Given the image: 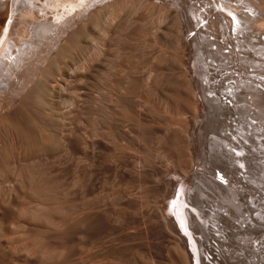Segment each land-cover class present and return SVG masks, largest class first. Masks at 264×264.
Returning a JSON list of instances; mask_svg holds the SVG:
<instances>
[{
  "label": "bare ground",
  "instance_id": "6f19581e",
  "mask_svg": "<svg viewBox=\"0 0 264 264\" xmlns=\"http://www.w3.org/2000/svg\"><path fill=\"white\" fill-rule=\"evenodd\" d=\"M156 1H158V2H156ZM162 2H165V3H162ZM21 4H23L22 7H20ZM126 4H128L127 6L135 4L134 7L139 6V8H141L140 6H143L145 8H148V12L151 10L152 13L154 12L158 15L160 14L159 17L162 16L163 20L165 19L167 22L168 21L170 22L171 27L168 26L169 28H167V23L165 25L166 26L165 28H166L167 32L169 31V33L166 32L167 34L165 35L164 34L165 31L162 32L163 28L161 27V25L164 24V23H162L159 27H157V30H155L152 33L153 37H151V38H152V41L154 44H156V43L161 44L163 41H167L169 43L175 42L176 45H178V47L176 46L178 49L182 48L184 50V55H183V59H182V63L184 65L183 70L181 68L182 63L180 64L181 61L178 63V65H180V67H178V65H177L176 68H178V71L180 68V70H182L183 74L186 76V80L184 79V82L186 81V83H185L186 85L183 86V87H185L183 89H185L186 92L181 87H178L179 85L181 86V84H179V83L182 81H179L177 83L178 84L177 89L179 90V88H181L183 90V92H181V93H183V94H184V92L186 93V95L185 94L184 95L187 96V97H185V98H187V102H188L187 105H190V107H192V109L196 113L199 114V119H198L197 125H195L193 127L192 132L189 134L188 139L186 138L187 139L186 142L188 144L187 147L190 151V152L187 151L188 153H190V155H189L190 159H188V162L190 161V163H189L190 165H188V164L186 165L185 161L187 159L182 161L181 163L178 160V162L182 165H183V163H185L186 166L184 168L186 169V171L190 169L189 170L190 172L187 171L188 172L187 173L185 171V173L187 175L183 174V173L182 174L186 175V176L175 177L173 180H168L169 181V188L166 186V191H167L166 193L169 197H171V199L175 197V204H173L170 207V204H168V202H169L168 198H167V201L165 199L164 206L162 208H161V206H159L160 210H158V211L156 210L155 217L153 216L155 218V220L153 221L155 228L157 227L158 229H160V231L163 235L161 237H164L166 240V241L164 240L166 243L163 241L166 244V246H165L166 256L169 258V260L171 261L172 264H264V224L259 225V224H261L260 223L261 220H263L264 213H263V209H262L263 207L261 206L262 204L260 205V199L255 198L251 194V192H249L250 194L249 193L247 194L249 196L245 197L246 203L241 202V205L234 206L235 203L230 205V203H231L230 202L229 205L226 207L225 206L221 207L219 205H217V207H216L213 205L214 200L206 201V200H208V197H209L208 195H207L208 197L205 198V200L203 198H201L202 195L207 194V192L211 193L210 196L214 195L213 197L217 198V197H219L218 196L219 194L220 195L222 194V196L226 195L225 194L226 190H229L232 193L233 197H235V196L240 197L241 195H244L245 187L247 188L248 185H250L249 186L250 190H257V192H259L261 190L258 186L264 187V162L263 161L261 162L262 158H258V157H256V155L252 154L251 148H249L248 146L245 145V143L252 144L255 142L256 143L255 146H258L260 149H264V141H261L259 139H256L255 141L252 140V138L256 136L255 132L261 131L264 129V0H183V1L181 0L180 3L176 2V0L175 1L174 0H0V172L3 171V169H5L7 167H10V169L12 171V173H10V174H12L10 176V178H4L3 179L0 176V190H2V192H6V194H9L11 199L13 198L11 203H10V205L13 207H16V202H15V195L16 194H18L20 192L24 193V191H25V194L29 192V190H28V188H29L28 187V179H29L28 173H30V175H31V172H28L29 168L25 169L26 172L23 171L25 173L22 172V168L28 166V162H29L28 161V158H29L28 148L29 147L24 152V155L21 154V156H20V152L22 153L23 151L20 150L21 147L18 144V140H19V138L20 139H23V138L21 135H19L18 129L17 130L15 129V128H18L19 125H21V127L23 129L25 128L24 129L25 134H26L25 136L27 138H25L26 140L25 139L24 140H25V142L28 141L27 140L28 139V133H29L28 132V125H29L28 124V122H29L28 118H30V115L28 114V111H29V109H28L29 105L28 104L32 103V102L29 103L28 100L31 101V100H33L32 98H34L35 96H38V95L39 96L44 95L46 98L52 97L54 91H56L55 90L56 88L61 89V86H59V84L56 83V82H59V80H56V82H53V81L55 80V77L56 78L60 77L62 75V73L64 72V70L68 71L67 73L69 76H72L74 74V71H75L76 75L78 74V73H76L75 67L73 68V71H72V69L70 70L68 67L67 68L70 71L67 70V68L64 69L65 66L62 67L64 62L69 60L67 58H69L68 55H70V54H67V53H69L68 51L71 49V47H74V45L83 41V43H88L89 45L94 46L95 49L97 46L98 48L95 51H94V49L92 50V52L94 51L93 54H95L97 50L99 52V49H100V52L103 53L101 50L104 51V49L106 47L110 48L112 41H114V40H112L113 39L112 35L114 34V38H115V36H117L115 33L120 31L121 28H119V27L122 26L121 25L122 23L118 24L121 26L113 25L114 21H112V18L113 17L116 18V15L119 14L116 12L117 11L120 12L121 10H119V9L121 7H123V8L126 7ZM117 8H118V10H117ZM123 8H121V9H123ZM145 8H142V9L146 10ZM136 9H138V8L136 7ZM138 10H140V9H138ZM113 12H115L116 15L112 14ZM73 14H75L76 17H73L72 16ZM115 18H114V20H115ZM133 20L135 21V19H133ZM98 21L99 22L102 21L104 23L103 25L107 29L106 31H105L104 27L103 28L100 27V25L102 26V24H100L102 22H100L99 23L100 25H98ZM134 21H132L133 26L130 25V27H132L131 30L134 29L135 28L134 26L137 25L136 21L135 22ZM166 21H164V22H166ZM117 23L115 22V24H117ZM202 24H203V26L201 27ZM112 26L114 28H112ZM98 27H100L102 29V30L99 29V32L96 29ZM118 28L120 30H116ZM95 30H97V32L99 33V34H97V37H96ZM129 31H130V29H129ZM133 32L134 31H132V34H133ZM190 32H192V33L189 34ZM192 34H194V36H192ZM98 39H100V40H98ZM183 40L185 43L181 44V41H183ZM97 41L99 43H97ZM175 43H174V45H175ZM106 50H107V48H106ZM98 52L94 55V58H93V55L91 53L87 52L88 53L87 56L89 57V59L90 58H93V59H90L91 65L88 64L89 68L88 67L87 68L89 71L87 72V70L85 69L86 71L82 70L83 73L87 72L88 75L90 72L93 75L101 73L100 71L103 69L104 63L109 59H107L108 56H106L103 60H101L100 57H102L103 55L100 52L99 53ZM108 53L109 52H107V54ZM103 54H105V53H103ZM95 56H97V57H95ZM88 57H86V58H88ZM174 58H176V57H174ZM83 61H84V59H83ZM69 62L67 61V63H69ZM84 62H86V61H84ZM78 64L79 63H77V65ZM67 65H69V64H67ZM74 65H75V63H74ZM185 65H187V68L185 67ZM84 66H86L85 63H84ZM83 69H84V67H83ZM125 69H123V70H125ZM79 70L80 71H78V72L80 74L81 73V67ZM140 73H142V72H140ZM179 74H180L179 78H180V76L182 77V75H181L182 72ZM64 75H66V74H64ZM76 75H75V77H77ZM134 75L135 76H132V78H135V79H137L138 77L140 78V76H141V75L139 76L136 73H134ZM154 75H155L154 70H152V72H150V74L146 78V88L147 89L151 88V90H152V87L149 85L151 84L152 81H154ZM52 78L54 80H52ZM141 78H143V77H141ZM179 78L177 76V79H179ZM57 79H60V78H57ZM107 79H109V78H107ZM181 79H183V78H181ZM62 81L63 80L61 78L60 83H62ZM138 81H140V80L138 79ZM63 82H65V80ZM143 82H144V80L142 79V84H143ZM51 83L52 84L56 83V85H58L59 87L58 86L54 87ZM156 83H155V85H156ZM65 84H67V81ZM142 84H141V86L143 87ZM68 85H70V84L68 83L67 86ZM142 87H141V90L142 89L144 90L145 87L144 88H142ZM215 88H217V91H215L216 90ZM160 89H163V88H158V90H160ZM62 90H63V88H62ZM62 90L60 91V92H62L61 94H63V92H64ZM107 90H108V88H107ZM147 91H149V90H146V93H147ZM163 91H164V89H163ZM163 91L161 90V92H163ZM181 93H180V95H181ZM106 94H108V92ZM143 94H144V92H143ZM158 94H159V92H158ZM54 95L57 96V92ZM103 95H105V94H103ZM180 95L178 94V98L181 97ZM106 97H107L106 101L109 100L108 96H106ZM121 97H122V94H121ZM158 97L156 99H158ZM223 98H224V100H223ZM102 100H104V99H102ZM179 100L182 101L181 99H179ZM47 101L49 102V99ZM56 101H54V102H56ZM33 102H36V101L33 100ZM48 102H46V103H48ZM95 102H97V101H95ZM95 102H94V104H96ZM152 102H153V100H152ZM59 103L57 101V104H59ZM100 103H97V104H100ZM48 104L50 105V102ZM48 104H46V105H48ZM104 104H106V103L104 102ZM182 104L184 105V103H182ZM97 107L99 109V106H97ZM105 107L106 106H103L104 109L102 107H101V109H103V111H104ZM110 107H109V109H112ZM185 107L188 108L187 106H185ZM51 108H53V106ZM180 108H182V111H183V109H185V108H183V106ZM106 109H107V107H106ZM109 109H107L106 111L108 112ZM130 109L132 111L133 110L138 111L137 106H136V108L132 106ZM50 110L53 113V109H50ZM189 111H190V109H189ZM45 112H47V109ZM45 112H40V113H42V114L44 113V116H45V114H46ZM183 112H186V110H184ZM193 112H191V113H193ZM22 113H24L25 115L24 114L23 115L27 117V118H25L24 121H22L23 119H21V118H24V116L22 117ZM40 113L37 111V114H40ZM48 113H51V112H48ZM56 113H57V111H56ZM30 114H32V112ZM64 114L65 113H63V115ZM61 115H62V113H61ZM194 115H195V113H194ZM37 116L38 115L35 116L36 119H38ZM39 116H42V115L40 114ZM44 116H43V119H45L44 122H46V118ZM47 116H49V114ZM196 116H197V114H196ZM31 120H33V119H31ZM48 125H50V124H48ZM55 125H57V124H55ZM62 125H63V123H62ZM218 125H219V128L221 129V131H219V132H221L222 134L221 133L216 134L218 137L217 139H219V140L215 139V142L213 141L215 143V147H213V148L208 147L209 149L205 153L204 151H202L203 149L201 150V148L204 146L203 144H205L207 142V141L204 142V140H207L204 136V133H207V132L209 133V126H211V129H213L214 127L218 128V127H216ZM185 126H187V125H185ZM21 127H19V128L22 130ZM49 127H47V128H49ZM207 128H208V130H207ZM29 129H31V128H29ZM184 129H185L184 131L182 129V132H184V133H185V131L187 132L186 127ZM215 130L213 129V131H215ZM64 131H62V133ZM125 131H127V130H125ZM31 132H32V130H31ZM59 132L60 131H58L56 133H59ZM210 132H211V130H210ZM227 132H229L228 136L226 135ZM22 133L23 132H21V134ZM62 133L61 132L59 133V140L61 141L62 144L58 143V142L57 143H58V146L63 145V147H64L65 142H66V145L68 143L67 136H68V134L70 136L71 132H69V133L67 132L68 133V134H66L67 136L65 135V133H63V134ZM91 134H89L90 135L89 136L90 137V139H89L90 145L98 143V142H94L96 138H93L91 136ZM212 134H213V132H212ZM57 135L58 134L55 135L56 139L58 137ZM94 135H96V134L94 133ZM207 135L208 134H206V136ZM5 136L8 137V139L10 140V143H8L9 141H7V144L4 142ZM203 136L205 139H202ZM94 137H96V136H94ZM213 137H215V136H213ZM69 138L71 139L73 137H69ZM207 138H208V136H207ZM52 140H54V139H52ZM86 140H88V139H86ZM217 141H218V143H217ZM220 141H221V143H220ZM184 142L185 141H183V143ZM213 142H212V144H214ZM45 143L47 144V141ZM48 143H49V141H48ZM4 144L7 145L8 148L10 147V150L9 149L8 150L10 151L11 155L8 153L9 152L8 150H7L8 152L5 150V148H7V146H5ZM28 144L29 143H27V145ZM207 144H208V142L205 145H207ZM212 144H210L209 146H211ZM231 144L233 145L232 147H233L234 151H228L226 149V147H229ZM50 145H51V142H50V144H47V146L43 147V148H45V150L47 147H48V149L51 148L50 151L56 149L57 145L54 144L55 145V148L53 147L54 149L52 148L53 145H51V146ZM106 145H108V144H106ZM24 146H25V144H24ZM63 149H65V148H63ZM204 149H205V147H204ZM179 150H182V149H179ZM54 151H57V149ZM54 151H52V152L54 153ZM192 152H195V155ZM7 153L9 154L10 159H8L9 157L7 158V156H6ZM250 154H252L251 157H249ZM203 155H204L205 159L208 157L211 158V156H213L214 161L215 160L220 161V162L224 161V164H226V165L229 164L228 168L231 170L230 173L235 174L236 177L232 176L230 179H228V177H227L228 174H223L222 171L219 170V168H216L218 171L215 169V171H213L211 173L212 179L208 178L207 176L202 177V175H205L204 174L205 171H203V172H202V170L200 171V169H202V168H199V167H202L203 165L201 166L199 161L202 160L201 158ZM189 156H187V157H189ZM195 156L197 157V160L195 159L196 161H194ZM210 160H212V159H210ZM210 160H206V161L209 162L211 165H213L214 161L212 162ZM176 163H177V161H176ZM201 163H203V162H201ZM204 163H205V161H204ZM209 163H207V164H209ZM150 166H152V165H150ZM40 167H42V166H40ZM176 168H180V166H178ZM182 169H183V167L181 166L180 170H182ZM165 170H167V169H165ZM183 171H184V169H183ZM53 172H55V171H53ZM160 172H161V174L164 173L161 170H160ZM216 172L219 173L218 175L220 176V177H218V179H217L218 175ZM47 173L52 174V172H50V173L47 172ZM207 174L210 176L209 173H207ZM237 174H239L238 177H237ZM166 176L167 175H165V177ZM38 177H40V176H38ZM137 177H138V175H137ZM43 178H44V182L43 181L42 182L45 183L46 182L45 177H43ZM43 178L41 176L39 178V180L40 179L43 180ZM77 178L79 179V177H77ZM78 179L74 178V181H75L74 187H76L78 185V182H79V181H77ZM39 180H36V182ZM158 181L160 182V180H158ZM159 182H156V183H159ZM161 182H163V181H161ZM43 183H42V185H43ZM60 183H61V181H60ZM237 184H239V187H237ZM42 185H40V186H42ZM44 185H47V183ZM166 185H167V182H166ZM234 186H236V187H234ZM44 187H46V186H44ZM34 189H35V187H34ZM205 190H206V192H205ZM30 191H32V188ZM55 191H54V193H55ZM91 193H92V185H91L90 180H89V182L84 181L79 186V188H76V190H72V193H71L72 195H76L79 199H81L80 205H79V202H78V204L76 203L79 207H78L76 216L74 215V218H76V221H77V222L76 221L75 222H76V224H78V230L79 231H77V233L79 232V235H80V236L78 235L80 237L79 238L80 239L79 240L80 245L77 246L78 245V243H77V245L75 244V246L79 247L82 250V253L84 254V255L82 254V258H80L81 259L80 264L90 263L89 261L94 257V255H97L99 257L101 256L100 258L103 259L102 256L104 254H106V256L109 254V253H107L108 247H106V246L101 247L100 249L96 250L95 252H94V249H92V248H94V244L92 241V239H93V227H94L93 223H94V219H95L96 215H98V213L96 212V210L93 209L91 204L88 203L89 201L88 202L85 201L86 197L89 196ZM36 194H35V196H36ZM200 194H201V196H200ZM23 196H25V195H23ZM37 196H39V195L37 194ZM57 197H60V196H57ZM126 197H130V196L126 195ZM226 197H229L228 194ZM53 198H55L54 195H53ZM144 198H145V196H144ZM211 198L209 197V199H211ZM91 199H93V197L90 198V200ZM128 199L130 200V198H128ZM132 199H134V198H132ZM218 199H221V196ZM222 200L227 201V199H224V198ZM222 200H220V203ZM205 201L207 203L212 202L213 204L210 203L211 205L207 206ZM234 201L235 200H233V202ZM9 202L10 201H8V203ZM262 202H263V200H262ZM55 204H54V206H55ZM227 204H228V202H227ZM18 205H20V203ZM22 205H24V204H22ZM135 206H136V204H135ZM240 206L241 207L243 206L244 209L241 210L242 208L240 209ZM137 207H139V206H137ZM149 207H151V206H149ZM159 207H157V208H159ZM23 208H25V207H23ZM74 208H77V207H74ZM221 208H224V211H226V213H228L227 215L229 217H227V215L223 216L225 213L220 214ZM40 209H43V208H40ZM49 209H48V211H49ZM9 211H10V209L9 210L6 209L5 206H3V203L0 201V232H1L0 234L1 235H3V234L8 235V233H9L8 225L12 222L10 217H9V214H10ZM100 213H101V211H100ZM152 213L154 214L153 211H152ZM68 214H72V213L70 212ZM53 215H55V214H53V212H52L51 216H53ZM140 215L142 216L143 214H140ZM57 216H58V214H57ZM57 216H56V218H57ZM149 216L151 217L150 214H149ZM228 218H231L234 223L229 225ZM52 220H53V218H52ZM74 220L75 219H73V221ZM140 222H142V221H140ZM52 223H53V221H52ZM68 223H69V220H68ZM262 223H264V220ZM49 224H51V222ZM150 224H151V222H150ZM47 226L45 225L46 228H47ZM73 226H74V230H76L77 228L75 229L74 224H73ZM148 226H149V223L147 224V227ZM154 226L151 225V229H152V227L154 228ZM16 227H18V225ZM50 227H52V226H50ZM24 228H26V227H24ZM54 228L52 227V230ZM160 231H159V234H160ZM17 232H19V231H17ZM16 233L13 232V236ZM74 233H76V232H74ZM153 233H155V232H153ZM54 234H56V233H54ZM133 234H135V232ZM159 234L157 233V235H159ZM1 235H0V237H1ZM11 235H12V233H11ZM15 236H14V238H16ZM24 237H25V235H24ZM131 237H133V236H131ZM137 237H138V233H137ZM137 237H135V238H137ZM9 238H10V236H9ZM135 238L133 237V239H135ZM164 238H162V239H164ZM60 239H62V238H60ZM230 239H233L235 241L234 244H236L237 247L230 246V244H229ZM2 240L0 239V241H2ZM11 240H12V238H11ZM17 240H19V238H17ZM27 240H26V242H27ZM20 241H23V240L20 239ZM30 243H31V241H30ZM165 244H163V246ZM0 245H1V242H0ZM7 245L9 246V243ZM11 245H13V244H11ZM15 245H16V243H15ZM28 246L30 247V245H28ZM28 246H26V247H28ZM161 247H162V245H161ZM6 248L8 250L7 246H6ZM230 248H232V249H230ZM13 249H15V247H13ZM27 249L28 248H26V251H27ZM77 249H75V250H77ZM30 250H33V248L31 247ZM15 252H16V250H15ZM28 252H27V254H28ZM38 252H39V250H38ZM176 252L178 254H180V257L178 256V254ZM3 253L5 254V255L4 254L3 255L6 256L5 263H3V264H13L12 263L13 262V260H12L13 255L12 254L14 252L12 253V250H11L12 254L5 253V252H3ZM59 253H61V252H59ZM205 253L210 255L211 257L209 256V258H208L207 257L208 255L206 256ZM238 253H242V254H238ZM33 255H31V256L33 257ZM80 255L77 256L78 257L77 261H79V262H80V260H78V259H79ZM19 256H21V254ZM97 256H96V258H97ZM25 257H26V255H25ZM32 257H30V258H32ZM109 257H110V255H109ZM154 257H155V255H154ZM163 257H161V258L158 257V258L162 259ZM96 258H94V259L96 260ZM158 258H156V259H158ZM104 259H105V257H104ZM207 261H208V263H207ZM2 262H3V260H2ZM15 262H16V260H15ZM156 262H157V260H156ZM160 262H158V263H160ZM19 263L21 264V262H19ZM98 263L101 264L102 261H101V263L100 262H98Z\"/></svg>",
  "mask_w": 264,
  "mask_h": 264
},
{
  "label": "rangeland",
  "instance_id": "374dc122",
  "mask_svg": "<svg viewBox=\"0 0 264 264\" xmlns=\"http://www.w3.org/2000/svg\"><path fill=\"white\" fill-rule=\"evenodd\" d=\"M156 2H158V1H156ZM176 2L180 3L181 0H176ZM162 3H165V2H162ZM22 5L23 4H21L20 7H22ZM127 5L128 4H126V7H124V8L121 7L123 9L120 8L119 9V10H121L120 12L117 11L118 10V8H117L116 13H119V14L116 15L115 12L112 13V14L116 15V18L112 16L113 17L112 21H114L113 25H116V26L122 25V26L119 27V28H121V30L119 28L116 29V30H120V31H118L119 33L117 32L118 34L115 33L117 35V36H115V38H114V34L112 35V38H113L112 40H114L115 42L112 41L110 48L106 47L108 51L106 50V48L104 49V51L101 50L103 53H105V54H103L100 52V49H99V52L104 56L103 57L101 55L102 57H100V59L103 60L106 56H108L107 59H109V60L106 59L107 61L104 63L103 69L105 67L106 68L104 70L102 69L100 71L101 73H98L99 75L98 74L93 75L91 72L89 73V75L87 74V72L89 71L88 66L91 65L90 59L94 58V55L98 52V50L96 51L95 54H93V52L98 47L96 46V49H95L94 46L89 45L88 43H83V41H82V42L74 45V47H71V49L68 51L69 53H67V54H70V55H68L69 58H67L69 60L66 59L68 62L69 61L70 62L67 63V61H65L63 66H62V67L65 66L64 69L68 67L70 70L72 69V71H73V68L75 67L76 73H78V74L76 75L75 71H74V74L77 77H75L74 74H73L74 76L72 75L73 77L69 76L67 73L68 71L64 70L65 73L64 72L63 73L66 75H64L62 73V75L60 77H57L60 79H57L55 77V80H54L52 78V80H54L53 82H56V80H59V82H56V83L59 84V86H61V89H59V88L55 89L56 91H54L52 97L46 98L44 95H41V96L38 95V96L34 97L35 99L32 98L36 102H33V100H31V101L28 100L29 103L32 102L31 104H28L29 105L28 114L30 115V118H28L29 119L28 120L29 121L28 122V124H29L28 125V132L29 133H28V139H27L28 141L25 142V140H26L25 138H27L25 136L26 135L25 130H24L25 128L23 129L21 127V125H19V127H21L23 131L19 127L15 128V129L16 130L18 129L19 135H21L23 138V139L19 138V140L21 142L18 140V144L21 147L20 150L23 151L22 153L20 152V156H21V154L24 155V152L29 147L28 148V150H29L28 166L23 167L22 172L25 171L26 168H29L28 172H31V175H30V173H28V175H29L28 176V178H29L28 179V187L30 188V189L28 188V190L30 193L28 192L25 194V191H24V193L20 192V193L16 194L15 195L16 207H13L10 205L13 198L11 199L9 194H6V192H2V190H0V201L3 203V206H5L6 209H8V210L10 209L9 217L12 221V222L10 221L11 223L8 225V227H9L8 235L7 234L6 235L0 234L1 235L0 239L2 240L4 238L2 241H0L1 242V245H0V264L5 263V260H6L5 259L6 256H4L5 254L3 252L10 253V254H12L14 252L12 254L13 255V259H12L13 264L14 263L20 264L19 262H21V264H26V263L27 264H80L81 263L80 258H82L83 253H82V250L79 247H77L80 245L79 244V240H80L79 236L80 235H79V232L77 233V231H79V230H78V224H76L77 221H76V218H74V215L76 216V214H77V210L79 207L77 204L79 202V205H80L81 199H79L76 195H72L71 193H72V190H76V188H79V186L84 181L89 182V180H90L91 185H92V193L86 197L85 201H87V202L89 201L88 203H90L91 206L93 207V209L96 210V212L98 213V215H96V217L94 219V223H93L94 227H93V239H92V241L94 244V248H92V249H94V252H95L96 250L100 249L101 247L106 246V247H108L107 253H109V254L107 255L108 257L106 256V254H104L102 256L103 259L100 258L101 256L99 257L97 255H94V257L89 261L90 263H88V264H92V263L93 264H99L98 262L101 263V261H102L101 264H104V263L105 264H172L171 261L169 260V258L166 256V252H165L166 251V248H165V246H166L165 241L166 240L164 237H161L163 235H162L160 229H158L157 227L155 228L153 221L155 220L154 217H155L156 210L157 211L160 210L159 206H161V208L164 206L165 199L167 201V198H168V200H169L168 204H170V207L173 204H175V197L172 198L173 199L172 200L171 197H169L167 195L166 186L169 188V181L168 180H173L175 177H184L187 175L185 173L186 169L184 167L187 164L190 165L189 164L190 161L188 162V159H190V156H189L190 153H188V152H190V151L187 147L188 144H187L186 140L188 139L189 134L192 132L193 127L195 125H197V122L199 119V114L196 113L192 109V107H190V105H187L188 104L187 98H185V97H187V96H185L186 90L183 89V88H185L183 86L186 85L185 84L186 81L184 82V79L186 80V76L183 74V71H182L183 66H184L182 63L184 50L182 48L178 49L177 48L178 45H176L175 42H174L175 45L173 42H171L174 46L167 41H163L161 43L162 45L160 43L154 44L152 41V38H151V37H153L152 33L155 30H157V27H159L162 23H164L161 25V27L163 28L162 32L165 31V33H164L165 35L167 33H169V31L167 32L165 25L167 23V28L171 27L170 22L169 21L167 22L165 19L163 20L162 16L159 17L160 14L158 15L154 12H153L154 13L153 14L151 12V10L148 12V8H145L143 6H140L141 8H139V6H136L138 9H140V10H138V9H136V7H134L135 4H132L129 6H127ZM142 8H145L146 10H143ZM72 16L76 17L75 14H73ZM114 18H115V20H114ZM133 19H135L137 25L134 26L135 28L131 30L132 27H130V25L133 26V24H132V21H134ZM164 21H166V22H164ZM100 22H102V21H100ZM100 22L98 21V25L102 24V26L100 25V27L103 28L104 23L103 22L100 23ZM115 22L116 23L118 22V23L115 24ZM119 23H122V24L118 25ZM202 26H203V24L201 25V27ZM100 27L96 28L98 30V32H99V29L102 30ZM112 28H114V27L112 26ZM104 29H105V31L107 30L105 27H104ZM129 29H130V31H129ZM97 30H95L96 37H97V34H99L97 32ZM132 31H134L133 34H132ZM191 33L192 32H190L189 34H191ZM192 36H194V34H192ZM98 40H100V39H98ZM97 43H99V42L97 41ZM184 43H185L184 40L181 41V44H184ZM93 49H94V51L92 52ZM87 52L91 53L93 55V58L89 59V57L87 56V54H88ZM107 52H109V53L107 54ZM97 56H95V57H97ZM86 57H88V58H86ZM174 57H176V58H174ZM83 59L86 62H84ZM73 62L75 63V65ZM179 62H180V64L182 63L181 64L182 70H180V68H179V71H178V68H176V67H177ZM77 63H79V64L77 65ZM84 63L86 66H84ZM67 64H69V65H67ZM79 66L81 67V73L80 74L78 72V71H80ZM83 67H84V69H83ZM178 67H180V65H178ZM185 67L187 68V65H185ZM68 68H67V70H69ZM85 69L87 70V72L83 73L82 70L86 71ZM123 69H125V70H123ZM152 70H154L155 75H154V81H152L151 84L149 83L150 84L149 86L152 87V90H151V88H149V89L146 88V78L148 77L150 72H152ZM140 72H142V73H140ZM181 72H182V74H181L182 77L180 76V78H179V75H180L179 73H181ZM134 73L138 74L139 76L141 75L140 78L139 77L137 79L132 78V76H135ZM177 76L180 80L177 79ZM141 77H143V78H141ZM61 78L63 81L65 80V82L62 81V83H60ZM107 78H109V79H107ZM181 78H183V79H181ZM138 79L140 81H138ZM142 79L144 80L143 84H142ZM66 81H67V84L69 83L70 85L67 86V84H65ZM179 81H182L179 83V84H181V86L180 85L178 86V84H177ZM56 83H54L52 85L54 87L55 86L57 87L58 85H56ZM155 83L157 86L155 85ZM141 84L143 85V87L141 86ZM177 86L181 87L183 90H185V92H184L185 95L183 93H181V92H183V90L181 88H179V90L177 89L178 88ZM141 87L142 88L145 87L144 90L143 89L141 90ZM62 88H63V90H62ZM107 88H108V90H107ZM158 88H163L164 91H163V89L158 90ZM215 89H216L215 91H217V88H215ZM61 90L64 91L63 94H61L62 93V92H60ZM146 90H149V91H147V93H146ZM161 90L163 92H161ZM142 91L144 92V94ZM56 92H57V96L54 95ZM107 92H108V94H106ZM158 92H159V94H158ZM177 93L179 95L181 93L180 96L183 99L180 96H179L180 98H178ZM103 94H105V95H103ZM121 94H122V97H121ZM106 96H108V99H109V100H107L108 102L106 101V98H107ZM157 97H158V99H156ZM101 98L104 100H102ZM48 99H49L50 105L48 104L49 103L47 101ZM179 99H181L182 101H180ZM56 100L58 101V103L59 102L60 103L57 104ZM152 100H153V102H152ZM223 100H224V98H223ZM54 101H56V102H54ZM95 101H97V102H95ZM46 102H48V103H46ZM94 102L96 104H94ZM104 102L106 104H104ZM45 103L48 105H46ZM97 103H100V104H97ZM182 103H184V105ZM102 105L106 106L107 109H109V107L111 106L110 108H112V109H109L107 112L106 111L107 109L105 107V110L103 111L104 108ZM135 105L137 106L138 111H134V110L132 111L130 109L132 106L136 108ZM52 106H53V108H51ZM97 106H99V109ZM182 106H183V108H185V109H183V111L186 110V112L182 111V108H180ZM185 106H187L188 108H186ZM101 107L103 109H101ZM45 108L47 109V112H45L46 111ZM50 109H53V113ZM189 109H190V111H189ZM36 110L39 113L45 112L46 113L45 116H44V113L43 114L40 113L42 116H39L40 114H37ZM56 111H57V113H56ZM31 112H32V114H30ZM48 112H51V113H48ZM191 112H193V113H191ZM61 113H62V115H61ZM63 113H65V114L63 115ZM194 113H195V115H194ZM23 114L24 113H22V117L25 115V114L24 115ZM48 114H49V116H47ZM196 114H197V116H196ZM36 115H38L37 116L38 119L35 118ZM43 116L46 118V122H44L45 119H43ZM25 118H27V117L24 116V118H21V119H23L22 121H24ZM31 119H33V120H31ZM62 123H63V125H62ZM48 124H50V125H48ZM55 124H57V125H55ZM185 125H187V126H185ZM47 127H49V128H47ZM185 127L187 129V132L185 131V133H184V132H182V129L184 131ZM216 127H218V128L212 127L214 130L216 129L215 131H213V129H211V126H209V133L208 132L204 133V136L207 139V140H204V142L207 141L208 146L205 145L207 143L206 142L205 144H203L204 146L201 148V150L203 149L202 151H204L205 153L208 151V149H209L208 147H212V148L215 147V143H214L215 139L219 140V139H217L218 137L216 134L217 133L220 134L221 132H219V131H221V129L219 128V125ZM29 128H31V129H29ZM31 130H32V132H31ZM125 130H127V131H125ZM207 130H208V128H207ZM210 130H211V132H210ZM55 131L56 132L60 131L61 133H62V131H64L63 133H65V135L68 134L69 132H71L70 136H69V134H68V136L66 135L68 138L67 145H66V142L64 144L66 147L65 146L63 147V145H60L61 147L58 146V143H61V141L59 140V133L60 132L56 133ZM21 132H23V133L21 134ZM212 132L214 135L212 134ZM94 133L96 135H94ZM56 134H58L57 135L58 140L55 137ZM89 134H91V136L93 138H96L94 142H98V143L90 145V143H89V141H90L89 136L90 135ZM206 134H208L207 135L208 138H207ZM255 134H256V136L252 138L253 141H255L256 139L264 141V129L261 131L255 132ZM226 135L228 136L229 132H227ZM94 136H96V137H94ZM204 136L202 137V139H205ZM213 136H215L216 138ZM69 137H73V138L70 139ZM4 139L3 140L6 144H7V141H9L8 143H10V140L8 139V137L5 136ZM52 139H54V140H52ZM86 139H88V140H86ZM44 141L45 142L47 141V144H50V142H51V145H53L52 148L53 147L55 148V145H57L56 146L57 151H54V150H56L54 148H53L54 150L50 151L51 148L48 149V147L45 150V148H43V147H46L47 144ZM48 141H49V143H48ZM183 141H185V142L183 143ZM212 142L214 144H212ZM27 143H29L28 144L29 146L27 145ZM217 143H218V141H217ZM220 143H221V141H220ZM24 144H25V146H24ZM106 144H108V145H106ZM210 144H212L213 146L212 145L209 146ZM245 145L248 146L249 148H251L252 154L256 155V157H258V158H262L261 162L262 161L264 162V149H260L258 146H255L256 145L255 142L252 144L245 143ZM5 146H7V145H5ZM232 146L233 145L231 144L229 147H226V149L228 151H234ZM204 147H205V149H204ZM63 148H65V149H63ZM8 149L10 150V147L8 148V146H7V148H5V150L7 151ZM179 149H182V150H179ZM52 151H54V153ZM8 153L10 154V151ZM8 153L6 156H7V158L9 157L8 159H10V156ZM192 153L195 155V152H192ZM252 154H250L249 157H251ZM187 156H189V157H187ZM213 156H211V158L208 157L209 159L208 158L205 159V157L203 155L201 158L202 160L199 161L200 165L201 166L203 165L202 167H199V168H202V169H200V171L201 170H202V172L205 171L204 172L205 175H202V177L207 176L208 178H211L212 177L211 173L213 171H215L216 168H219V170H221L223 174H228L227 175L228 179H230L232 176L236 177L235 174L230 173L231 170L228 168L229 164H227V165L224 164V161H222V162L217 161V160L214 161ZM195 159L197 160L196 156L194 157V161H196ZM210 159H212V160H210ZM178 160L180 163L182 161L186 160L185 161L186 165H185V163H183V165L180 164L178 162ZM206 160H210L212 162L214 161L213 162L214 164L212 163L213 165H211ZM176 161H177V163H176ZM204 161H205V163H204ZM201 162H203V163H201ZM206 162L209 164H207ZM150 165H152V166H150ZM40 166H42V167H40ZM178 166H180V168H176ZM181 166L183 167L184 171H183V169L180 170ZM164 168L167 170H165ZM160 170L164 173L161 174ZM189 170H187V171H189ZM10 171H11L10 167L3 169V171L0 172L1 178H3V179L4 178H10V176L12 175V174H10V173H12V171L11 172ZM53 171H55V172H53ZM25 172H23V173H25ZM47 172H49V173L52 172V174H48ZM182 173L186 174V175H183ZM207 173H209L210 176ZM218 174L219 173H217V175ZM37 175L40 177L42 176V178L45 177L46 182L43 183L44 178H43V180L42 179L39 180L40 177H38ZM137 175H138V177H137ZM165 175H167L168 177L167 176L165 177ZM238 176H239V174H237V177ZM77 177H79V179ZM218 177H220V176L218 175L217 179H218ZM74 178L78 179L77 181H79L78 185H77L78 187L77 186L74 187L75 186L74 185L75 184ZM36 180H39V181L36 182ZM158 180H160V182L163 181L164 183L163 182L160 183ZM60 181H61V183H60ZM165 181L167 182V185H166ZM156 182H159V183H156ZM42 183H43V185H42ZM46 183H47V185H44ZM40 185H42V186H40ZM44 186H46V187H44ZM249 186L250 185L247 186L248 189L245 187V193H244V195H241L240 197L239 196L233 197L232 193L229 190H226L225 191L226 195H223L224 197L222 196V194L221 195L219 194L218 195L219 197L216 198V197H213L214 195L210 196L211 193L207 192V194L202 195L201 198H203L205 200V198H207L208 196L210 198L212 197L213 199L212 198L209 199V197H208V200H206V201L214 200V202H213L214 204L212 202H210V203L216 207H217V205H219L221 207H224V206L226 207L229 205L230 202H231L230 205L235 203L234 206H239V205H241V202L246 203L245 197H248L249 195H247V194L249 192H251V194L255 198L260 199V205L262 204L261 206L263 207L262 209H263V213H264V196H263L264 195V187L258 186L261 190L259 192H257V190H250ZM34 187L36 190L34 189ZM234 187H236V186H234ZM237 187H239V184H237ZM31 188H32V191H30ZM53 190L54 191L56 190L57 192L55 191V193H54ZM205 192H206V190H205ZM36 193L39 196H37ZM22 194L25 195L26 197L23 196ZM35 194H36V196H35ZM227 194L229 197H226ZM53 195L55 198H53ZM126 195L130 196V197H126ZM57 196H60V197H57ZM144 196L146 199L144 198ZM200 196H201V194H200ZM220 196H221V199H218V198H220ZM92 197H93V199L90 200V198H92ZM222 197L224 199H227V201L222 200L223 199ZM128 198H130V200ZM132 198H134V199H132ZM220 200H222L221 201L222 204L220 203ZM233 200H235V201L233 202ZM262 200H263V202H262ZM8 201H10V202L8 203ZM206 201H205V203L207 204V206L211 205L209 202L207 203ZM227 202H228V204H227ZM19 203H20V205H18ZM22 204H24V205H22ZM54 204H55V206H54ZM135 204H136V206H135ZM137 206H139V207H137ZM149 206H151V207H149ZM23 207H25V208H23ZM74 207H77V208H74ZM157 207H159V208H157ZM40 208H43V209H40ZM48 209H49V211H48ZM221 209H220V212H221L220 214L225 213L223 216L228 214V213H226V211H224V208H221ZM240 209L243 210L244 207L240 206ZM100 211H101V213H100ZM152 211L154 212V214L152 213ZM52 212L55 215L51 216ZM70 212L72 214H68ZM57 214H58V216H57ZM140 214H143V215L141 216ZM146 214L148 216L150 214L151 217L150 216L148 217ZM56 216H57V218H56ZM227 217H229V216L227 215ZM52 218H53V220H52ZM73 219H75V220L73 221ZM68 220H69V223H68ZM263 220H264V217H263ZM263 220H261V222H260L261 224H259V225L264 224V223H262ZM52 221H53V223H52ZM140 221H142V222H140ZM50 222H51V224H49ZM150 222H151V224H150ZM47 223L50 226H52L53 228L55 227L56 229L54 228L52 230V227H50ZM148 223H149V226L147 227ZM228 223H229V225H231L234 222L232 221L231 218H228ZM73 224L75 225V229L77 228L76 230H74ZM17 225H18V227H16ZM45 225L46 226L48 225L49 227L47 226V228H46ZM142 225L143 226L145 225V226L143 227ZM151 225L154 226L155 229L152 227V229H153L152 230ZM24 227H26V228H24ZM17 231H19V232H17ZM159 231H160L161 235L159 234ZM10 232L12 233V235ZM13 232L14 233L17 232L15 234L16 236L14 235L16 238H14ZM74 232H76V233H74ZM134 232H135V234H133ZM153 232H155V233H153ZM54 233H56V234H54ZM137 233H138V237H137ZM157 233L159 235H157ZM24 235H25V237H24ZM9 236H10V238H9ZM131 236H133L134 238L137 237V238H135L136 240L133 239V237H131ZM11 238H12V240H11ZM17 238H19V240H17ZM60 238H62V239H60ZM162 238H164V239H162ZM20 239L23 241H20ZM26 240H27V242H26ZM30 241H31V243H30ZM8 243H9V246L7 245ZM15 243H16V245H15ZM77 243H78V245H77ZM234 243H235V241L233 239L229 240L230 246L237 247L236 244H234ZM11 244H13L14 246ZM75 244L77 246H75ZM163 244H165V245L163 246ZM25 245L26 246L30 245V247L29 246L26 247ZM161 245L165 250L161 247ZM6 246L8 247V250H7ZM13 247H15V249H13ZM31 247L33 248V250H30ZM26 248H28L27 251H26ZM75 249H77V250H75ZM230 249H232V248H230ZM11 250H12V253H11ZM15 250H16V252H15ZM38 250H39V252H38ZM27 252H28V254H27ZM59 252H61V253H59ZM20 254H21V256H19ZM238 254H242V253H238ZM25 255H26V257H25ZM31 255H33V257ZM78 255L81 256V257L79 256V259H78V260H80V262L77 261ZM109 255H110V257H109ZM154 255H155V257H154ZM205 255L207 256L208 254L205 253ZM96 256L98 259L96 258ZM178 256L180 257V254H178ZM209 256L210 255H208L207 257L209 258ZM30 257H32V258H30ZM104 257L106 260L104 259ZM158 257H160V258L163 257L164 259L163 258L160 259ZM94 258H96V260L98 262ZM156 258H158V259H156ZM2 260H3V262H2ZM15 260H16V262H15ZM156 260H157V262H156ZM158 262H160V263H158ZM207 263H208V261H207Z\"/></svg>",
  "mask_w": 264,
  "mask_h": 264
}]
</instances>
